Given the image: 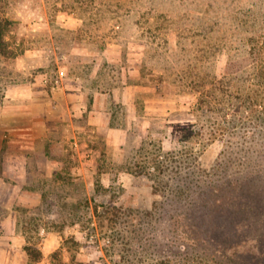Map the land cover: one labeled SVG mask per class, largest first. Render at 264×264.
Returning <instances> with one entry per match:
<instances>
[{"label":"rangeland","instance_id":"rangeland-1","mask_svg":"<svg viewBox=\"0 0 264 264\" xmlns=\"http://www.w3.org/2000/svg\"><path fill=\"white\" fill-rule=\"evenodd\" d=\"M0 17V264H264V0H0ZM33 82L90 105L8 98ZM34 114L58 165L17 187L13 127ZM247 178L261 200L241 213Z\"/></svg>","mask_w":264,"mask_h":264},{"label":"crops","instance_id":"crops-1","mask_svg":"<svg viewBox=\"0 0 264 264\" xmlns=\"http://www.w3.org/2000/svg\"><path fill=\"white\" fill-rule=\"evenodd\" d=\"M7 96L9 99L11 98V100L14 101H22L24 99L31 100V104L36 107L60 104L64 110L71 112V114L77 109H79L80 112H83L87 110L86 107L90 105V101H85V99L81 97L78 99H73L69 94L68 87L65 83L59 86H52V92H50L49 96L46 98H38L39 95L38 91L36 90V82H33L32 84L14 86L9 89ZM98 96L99 94L96 96V98ZM58 99H60V102ZM61 116H66L65 118H67V113H62ZM13 130L15 135L11 140V146L8 154H16L17 156H21L23 158L22 165L20 167L18 166V171L21 172L22 177L20 178L22 181L18 180L13 185H16L17 187L21 185H28V183H30V176L32 175L33 171H42L47 173V175H50L53 172L55 166L58 165L57 155L60 153L59 151V153L56 151L54 146L57 143L59 146L62 145H60L61 140L58 141L51 137L53 128L47 123L46 117L40 114H34V118H32V124L23 127L15 126L13 127ZM16 131L18 132L16 133ZM40 140L45 141L44 148L40 152L42 155L37 154L39 150L38 142H40ZM48 147L50 149H48ZM9 168L12 169V166L9 165L8 169ZM23 178L27 180L24 181ZM3 180L6 181L4 177L0 176V181Z\"/></svg>","mask_w":264,"mask_h":264},{"label":"trees","instance_id":"trees-1","mask_svg":"<svg viewBox=\"0 0 264 264\" xmlns=\"http://www.w3.org/2000/svg\"><path fill=\"white\" fill-rule=\"evenodd\" d=\"M10 23H11L10 19L0 17V48L2 51H5L4 50L5 44H6L5 33H6L7 28H8V25ZM248 179L249 178L238 182V197H237L238 200H236L234 202V205L237 208H234V209H237L239 212L241 211V213H245L247 211V209L250 211L257 209V206L260 205L261 190L257 187H254L255 185H252V183H251L252 181L248 180ZM233 197L236 198L235 195ZM233 197H231V199H233ZM217 199L220 200L219 198H217ZM233 201H234V199H233ZM216 208H217L215 210L216 214L223 213V210H225V208H222V206H221V208L216 206ZM222 216H223L222 220H220V221H218L216 219L217 221L215 222V220L213 219V220H207V221L203 220L202 223H200L199 227H201V230H203L204 232H206V230H209L202 237V238H204L205 241H207V240L212 241L215 238V235L222 230V227H224V224H226V222L228 220V219L224 220L226 215H222ZM200 217H201V215H200ZM215 218H217V217H215ZM210 224L212 225L211 228L207 229L206 226L208 227V225H210ZM204 225H206V226L204 227ZM242 240H244V239H242ZM239 246H241V245H239ZM26 250L28 251L30 257L32 256L33 261L40 260L43 257V251L40 249L33 250L31 245H28L26 247ZM238 253H239L238 257L243 258L242 260L247 259L246 252L241 251ZM59 255H60V250L56 251L54 254V257L55 258L57 257V261L55 264H90V263H86V262H82V261L77 262L75 258L70 263L64 262Z\"/></svg>","mask_w":264,"mask_h":264}]
</instances>
